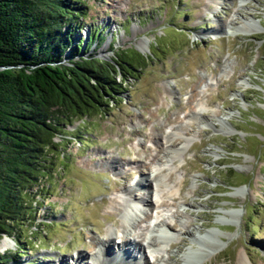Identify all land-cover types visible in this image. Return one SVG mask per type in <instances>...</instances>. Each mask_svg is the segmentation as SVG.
<instances>
[{
	"label": "rangeland",
	"instance_id": "rangeland-1",
	"mask_svg": "<svg viewBox=\"0 0 264 264\" xmlns=\"http://www.w3.org/2000/svg\"><path fill=\"white\" fill-rule=\"evenodd\" d=\"M86 5L87 26L106 25L115 47L151 60L127 78L105 115L74 119L67 136L57 134L58 167L37 214L50 226L41 225L43 238L27 232L25 264H134L116 236L138 235L141 244L144 232L157 230L146 228L149 213L171 227L156 264H181L193 250L191 264H264V0ZM111 40L95 55L110 60ZM163 137L173 139L171 148ZM139 176L147 183L136 189ZM130 191L156 208L144 205L128 218L124 207L137 200ZM6 248L16 244L4 236ZM142 253L131 259L155 264Z\"/></svg>",
	"mask_w": 264,
	"mask_h": 264
},
{
	"label": "trees",
	"instance_id": "trees-1",
	"mask_svg": "<svg viewBox=\"0 0 264 264\" xmlns=\"http://www.w3.org/2000/svg\"><path fill=\"white\" fill-rule=\"evenodd\" d=\"M87 14L86 0H0V242L16 244L0 250V264H25L27 232L43 238L50 226L37 214L58 167L57 134L105 115L151 60L115 47L106 25L87 26ZM108 34L110 60L95 55Z\"/></svg>",
	"mask_w": 264,
	"mask_h": 264
},
{
	"label": "bare ground",
	"instance_id": "bare-ground-1",
	"mask_svg": "<svg viewBox=\"0 0 264 264\" xmlns=\"http://www.w3.org/2000/svg\"><path fill=\"white\" fill-rule=\"evenodd\" d=\"M250 24H248V26H249ZM243 30V29H242ZM251 29H250V27H249V29H245L244 31H250ZM243 31V32H244ZM162 138V137H161ZM163 140H164V144H167V146H165L167 149L168 148H171L170 146L173 144V139L172 138H170V137H163ZM163 147L164 146H162V144H161V146H160V150L162 151V149H163ZM166 149V150H167ZM160 151V152H161ZM150 154V153H149ZM155 156V155H154ZM148 159L150 160V162L152 161H154L156 158H152V157H149L148 156ZM149 164V163H148ZM158 172V171H157ZM152 175V174H151ZM140 177L141 176H139V178L137 179V181H139V183L140 184H137V181H135L134 182V186L136 187V189H140L139 187H145V186H139V185H144L145 183H147L146 181H147V179L145 180V181H141L140 180ZM153 177H155V178H153L152 179V181L153 180H155V179H158L159 177H157V175L155 174ZM145 179V178H144ZM137 184V185H136ZM125 188H127V186H125ZM131 193H132V191H130ZM133 194V196L134 197H136L137 198V200H131V199H129L128 201H127V205H125V207H124V214L129 218V215H132V214H134L135 212L134 211H137V210H139V211H141L142 209H141V207H144V205L146 206L148 203H146L147 201L145 200V198L144 197H138V196H135L134 195V193H132ZM138 198H144V199H141L140 201L141 202H139L138 201ZM142 201H145V202H143V203H146V204H143L142 203ZM152 201V200H151ZM154 202V201H153ZM157 202V201H156ZM141 203V204H140ZM148 205H151V206H153L152 208H156L155 206H154V203L152 204V203H150V204H148ZM156 205V204H155ZM133 212V213H132ZM148 220H150L151 219V217H152V215H151V213H149V215H147V216H145ZM118 222V221H117ZM162 221L160 220V222H157V223H155V225H154V227L157 229V230H159V231H157L156 230V232L155 233H153V234H150V236L148 237V235H147V233L146 232H144L143 233V238H142V241H146L148 244H150V245H152L153 247H154V249L153 250H155L154 252H158V250H156V249H158V248H156L157 246L158 247H160V245L162 244V239H164V237L166 236V234L169 232V231H171L170 230V228L171 227H169L168 226V224H166V222L164 223V225H167V228L165 229L164 227H166V226H162V223H161ZM149 225H147L146 226V228H148L149 229ZM154 228V229H155ZM123 234V235H122ZM122 234H120V235H118V236H116V238H118V241H120L122 244H121V246H118L119 247V250H120V252H122L123 253V255H121V256H123V257H125V258H127V259H130L131 261H132V257L135 255V251H138L139 252V250H140V248H133V247H129L128 246V244H126V242L124 243V241L127 239V240H130V239H128V238H130V237H128V235H127V237L128 238H126V233L124 234V233H122ZM111 235V232H109V233H107V238L108 239H110V236ZM136 237H139L138 235L136 236ZM135 237V238H136ZM120 238V239H119ZM146 238H148V240H146ZM137 239V238H136ZM140 239V238H139ZM197 240V239H196ZM196 240H194V241H196ZM140 241H141V239H140ZM119 242V243H120ZM115 243V242H114ZM140 243V242H139ZM3 244H6V243H4L3 242ZM113 244V243H112ZM116 244V243H115ZM124 244H126V245H124ZM134 245H138L139 246V244H137V243H133ZM101 245L104 247V249L102 248V250H106V248L107 247H110V243H109V241L108 240H104L102 243H101ZM124 245V246H123ZM169 246H170V244H169ZM125 247V248H124ZM100 252V250L96 253L97 255H98V253ZM152 252V251H151ZM195 250H193V251H188V252H184L183 254H182V260H181V264H191L190 263V258L192 257V255L193 254H195ZM146 253V252H145ZM144 253V254H145ZM198 253H200V251L198 252ZM84 255V254H83ZM97 255H96V257L95 258H97ZM104 255L105 256H107V254H106V252L104 253ZM145 256H146V254H145ZM91 258V257H90ZM108 261H110L111 260V258L108 256ZM137 259H139V257L137 258ZM137 259H135V261L137 260ZM160 259V258H159ZM92 260H94V258L92 259ZM154 260V259H153ZM157 260H158V258L156 257V259L154 260L155 261V264H156V262H157ZM109 263V262H108ZM146 263V257H145V260L143 259V260H141V264H145ZM147 263L149 264V262H148V259H147ZM109 264H111V263H109Z\"/></svg>",
	"mask_w": 264,
	"mask_h": 264
}]
</instances>
